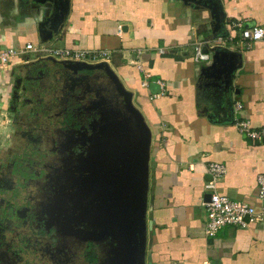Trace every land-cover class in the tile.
<instances>
[{
  "label": "crops",
  "instance_id": "1",
  "mask_svg": "<svg viewBox=\"0 0 264 264\" xmlns=\"http://www.w3.org/2000/svg\"><path fill=\"white\" fill-rule=\"evenodd\" d=\"M45 1L0 0V50L32 41L111 53L102 63L131 91L132 103L151 131L144 264H264V215L211 237L205 233L204 205L207 165L216 161L227 169L217 183L219 192L261 212L257 179L264 173V138H249L235 121L244 117L256 128L264 126V39L247 44L233 23L264 26V0ZM67 3L63 26L43 40L50 28L41 22L51 17L53 4L58 15ZM52 18L57 23L60 17ZM221 36L235 41L221 45ZM198 42L211 53L209 61L193 59ZM37 59L33 65H40ZM20 64L26 62L0 70V143L7 138V108L25 69ZM93 70L95 75L106 71ZM107 74L131 114L128 125L135 133L130 148L136 150L142 127ZM101 84L105 82L98 80L96 85ZM133 248V241L127 244L123 260L117 251L114 263L133 264Z\"/></svg>",
  "mask_w": 264,
  "mask_h": 264
},
{
  "label": "rangeland",
  "instance_id": "2",
  "mask_svg": "<svg viewBox=\"0 0 264 264\" xmlns=\"http://www.w3.org/2000/svg\"><path fill=\"white\" fill-rule=\"evenodd\" d=\"M33 61L19 66L25 68L18 74L22 82L7 108L9 130L0 143V264H115L117 251L123 253L121 227L98 238L101 224L83 225L75 217L73 207L85 199L74 196L77 175L56 154L75 131L64 124L65 113H90L86 87L98 80L107 85L109 76L104 70L77 72L52 58L37 59L40 65ZM32 174L35 179H29Z\"/></svg>",
  "mask_w": 264,
  "mask_h": 264
},
{
  "label": "flooded vegetation",
  "instance_id": "3",
  "mask_svg": "<svg viewBox=\"0 0 264 264\" xmlns=\"http://www.w3.org/2000/svg\"><path fill=\"white\" fill-rule=\"evenodd\" d=\"M79 71L94 75L96 70L83 69L77 72ZM39 74L40 69L38 76ZM96 84L94 81L91 86L86 87V92L92 96H88L92 102L90 113L77 108H69L65 113L64 124L73 127L75 131L56 154L60 164H70L68 171L77 175L74 179V196L85 199L82 206L73 207L76 209L75 217L82 219L83 225H87L89 221L92 225L101 224L102 229L94 233V237L98 238L110 234L113 226L114 229L116 226L121 227L122 238L118 239L122 244L123 255L120 253V256L123 260L127 255V244L135 240L130 224L133 219L131 212L138 198L130 178L136 170L133 167L139 162L135 159L139 156V144L142 142H136L139 145L136 150L130 148L135 133L128 125L131 114L115 95L114 83L101 86ZM115 108H120L118 114ZM29 176V179L36 178L35 174ZM86 246L90 250L93 243L90 241Z\"/></svg>",
  "mask_w": 264,
  "mask_h": 264
},
{
  "label": "built area",
  "instance_id": "4",
  "mask_svg": "<svg viewBox=\"0 0 264 264\" xmlns=\"http://www.w3.org/2000/svg\"><path fill=\"white\" fill-rule=\"evenodd\" d=\"M233 26L240 30L242 39L248 44L252 41L264 39V26L245 27L240 21L234 22ZM118 32H122L121 25ZM233 36L219 37L218 43H233ZM160 52H164L161 48ZM50 57L62 62H85L97 64L102 61H109L111 53L107 50L73 49L68 47L55 46L46 42L38 43L28 41L23 47H6L0 50V70L10 71L15 64L27 63L32 59ZM193 59L196 62H205L211 59V53L203 48L198 42L193 48ZM162 85H164L161 82ZM239 108V107H238ZM237 129L252 139L264 138V126L256 128L248 118L239 117L235 121ZM210 179L206 182L205 188L210 198L205 200L204 205L207 211V223L205 233L207 236H215L217 232L229 225L247 226L258 221L264 215V173L258 175V196L262 201L261 212L247 201H241L219 192L217 183L225 176L226 166L219 162H210L207 165Z\"/></svg>",
  "mask_w": 264,
  "mask_h": 264
},
{
  "label": "water",
  "instance_id": "5",
  "mask_svg": "<svg viewBox=\"0 0 264 264\" xmlns=\"http://www.w3.org/2000/svg\"><path fill=\"white\" fill-rule=\"evenodd\" d=\"M37 3H45V0H35ZM55 2V1H54ZM52 14L50 18L44 19L41 22V27L48 26L50 28V32L48 36L42 35L43 40H47L51 38L54 33H57L60 27L63 26L67 15H68V3L66 6L60 8L62 11L58 13L59 20L57 23L52 22V17H57V10L59 9L56 4H53ZM50 7H48L49 10ZM43 33V32H41ZM46 36V37H45ZM70 68L74 70H83V69H95V68H103L105 69L109 75L114 79L117 83L118 89L124 95V99L127 105V108L135 115L138 124L142 127L143 137L141 143V150L139 152V156L135 161L137 165L133 167L135 173L130 178V183L133 184L134 189L137 193L138 202L136 203L134 209L131 214L133 216L130 227L133 230V234L135 237L134 240V248H133V264H144V251L146 245V231H147V223H146V205H147V188H148V175H149V157H150V143H151V131L147 127L144 122V119L140 112L135 108L132 103V93L125 89L122 83L119 81L117 75L111 70V68L106 63H97V64H88L85 62H67ZM17 83H21V79H17ZM210 198V194L207 195V199Z\"/></svg>",
  "mask_w": 264,
  "mask_h": 264
},
{
  "label": "trees",
  "instance_id": "6",
  "mask_svg": "<svg viewBox=\"0 0 264 264\" xmlns=\"http://www.w3.org/2000/svg\"><path fill=\"white\" fill-rule=\"evenodd\" d=\"M87 258L90 259V260L94 259L93 255H91V254H89Z\"/></svg>",
  "mask_w": 264,
  "mask_h": 264
}]
</instances>
